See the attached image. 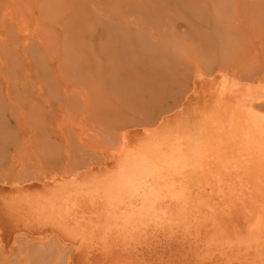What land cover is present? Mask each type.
I'll return each mask as SVG.
<instances>
[{
  "label": "rangeland",
  "instance_id": "374dc122",
  "mask_svg": "<svg viewBox=\"0 0 264 264\" xmlns=\"http://www.w3.org/2000/svg\"><path fill=\"white\" fill-rule=\"evenodd\" d=\"M222 66L246 78L223 70L216 78ZM263 76L264 0H0V201L36 182L20 179L38 176V184L54 178L63 183L31 193L32 201L62 192L65 203L80 200L83 212L92 214L91 205L106 212L105 203L118 210L124 191L120 200L108 196L126 189L123 174L142 166L149 155L158 158L170 137L196 129L202 116L220 105L210 100L215 93L233 88L228 102L263 117L264 106L256 109L259 115L251 109L264 105V81L257 82ZM183 91L179 108L163 114ZM187 98L194 99L189 106ZM258 118L255 123L264 121ZM69 168L73 172L41 177ZM253 198L240 191L234 198L204 203L216 204L222 217L214 211L152 214L143 226L150 237L146 253L175 264V257L189 256L221 230L230 208L245 207ZM35 215L19 209L6 214L0 208V264H41V252L68 264V251L44 243L23 247L25 236L55 234L51 221ZM255 232L264 238V224ZM88 234L71 264H98L88 252L99 240L96 233ZM156 239L169 242L153 246ZM238 250L226 264H264V247L243 244Z\"/></svg>",
  "mask_w": 264,
  "mask_h": 264
},
{
  "label": "bare ground",
  "instance_id": "6f19581e",
  "mask_svg": "<svg viewBox=\"0 0 264 264\" xmlns=\"http://www.w3.org/2000/svg\"><path fill=\"white\" fill-rule=\"evenodd\" d=\"M220 70L227 71L226 73L237 78H246L245 75L233 71L228 66H222L216 72L219 71L220 74ZM201 72L197 69L195 74L198 75ZM203 72L205 74L208 70ZM217 74L216 78L224 75ZM262 81H264V76L257 82L261 83ZM229 89L218 94L215 93L210 98V100H220V105L215 106L217 108L214 110L211 108V111H208L209 114L207 112L208 115L205 113L206 116L200 117L199 122L201 123L196 129L177 133L174 139L170 137L167 141V143H171L170 146L167 150L161 148L162 151L159 152L158 158H155L157 156L154 154L149 155L146 160L142 161V166L130 169L123 174L124 178H120V180L126 189H121L123 187L121 186L115 194L108 196V200H110L109 198L120 200L119 192L124 191V195L121 197L124 200L118 201L120 203L116 201L118 204H115L118 210H115L113 205L109 206L110 203H105L104 206L107 205L106 212H103L105 211L103 209L100 212L98 205H91L92 214L87 210V212H83L80 200L78 204L75 201L65 203L67 199L63 198L62 192L56 194L55 197L51 195L44 202H39L38 198H32V201L29 196L31 193L45 192L51 185H54L53 182H63L61 179L54 178L52 182L38 184L36 183L40 178L38 176H32L26 180L20 179L23 182L33 180L36 182L29 186L23 185L16 190L15 195H9L5 200L3 199L4 201H0V208L6 214L17 209L22 213H36L35 217L51 221L55 231L51 237L25 236L22 241L23 247L25 249L33 248V244L44 243L51 250L59 248V252L61 250L68 251L67 253H70L72 257H69L67 263L71 264L72 258L81 254V248L86 246L88 233L92 231L97 234L93 235L99 241L93 240L94 243L92 241L93 250L88 253L93 258H98V264H163V259L154 256L152 251H150L151 254L146 253L145 249L149 247L145 242L150 244V237L145 235L143 226L153 220L152 214L169 212L174 214L186 210L189 213L214 211L216 216L222 217L221 208H218L216 204L212 203L209 207L204 203L209 200L219 202L221 199L234 198L240 194V191L246 195L251 194V198L253 196L255 201L244 204L245 207L230 208L231 215L221 218V230L215 236L205 238L202 244L196 246L189 256L177 261H175V257L171 262L174 261L175 264H226L231 259L233 261L238 252H242L238 249L243 244L250 245L254 249H259L260 246L264 247V238L257 236L258 234L255 232L256 227L264 224V131L260 130L261 128L264 130V124L262 125L264 121L260 124L257 121L255 123L254 118L258 117H254L252 111L249 113V109L238 111L239 103L228 102V100H232L235 91L233 88ZM225 92L227 93L225 94ZM186 94V91H183L182 96L180 95L181 99L176 100L162 113L172 112L179 108ZM187 100L189 106V103L194 99L187 98ZM252 102L249 103L253 104ZM263 106L255 105L251 106V109L260 110ZM258 112L261 111H255L259 115ZM263 113L261 114L263 115ZM258 119L263 120L264 116H259ZM152 122L150 121L149 124L152 125ZM256 124L263 127L258 128ZM165 151L166 153H164ZM210 159L213 161L210 162ZM226 159L236 160L237 163L228 164L232 167L229 169L228 165L224 163ZM215 161H219L220 164L219 162L215 164ZM217 164L218 166H216ZM239 166H245V168H239L240 171L237 169ZM234 169L238 170V172L236 171L238 176L235 174L233 180ZM64 171L73 172V169L52 170L41 177L44 175L57 177ZM75 195L78 199V194L75 193ZM200 204L202 207H198ZM161 205L165 208H162ZM169 205L171 206L168 207ZM124 206H127L128 209L123 210ZM0 223L2 224L3 221L1 220ZM78 232L82 235L81 238L77 237ZM156 240L158 243L153 246H165L169 242L165 239ZM71 243L73 247L69 245ZM31 253L34 257L38 254L37 251ZM41 254L37 256L38 262L41 264H58L59 258L46 259L44 253L41 252ZM148 255L150 257H147ZM26 258V256L23 257V261H26ZM31 258L33 260V257ZM147 261L149 262L147 263Z\"/></svg>",
  "mask_w": 264,
  "mask_h": 264
}]
</instances>
